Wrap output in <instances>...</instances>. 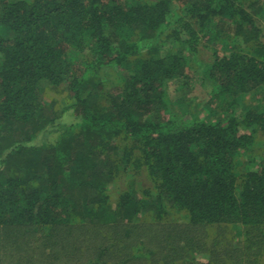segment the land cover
Returning a JSON list of instances; mask_svg holds the SVG:
<instances>
[{
	"label": "trees",
	"instance_id": "trees-1",
	"mask_svg": "<svg viewBox=\"0 0 264 264\" xmlns=\"http://www.w3.org/2000/svg\"><path fill=\"white\" fill-rule=\"evenodd\" d=\"M260 5L0 0V264H173L209 227L228 246L192 264H264ZM204 41L212 118L168 93Z\"/></svg>",
	"mask_w": 264,
	"mask_h": 264
},
{
	"label": "rangeland",
	"instance_id": "rangeland-1",
	"mask_svg": "<svg viewBox=\"0 0 264 264\" xmlns=\"http://www.w3.org/2000/svg\"><path fill=\"white\" fill-rule=\"evenodd\" d=\"M11 1H18V0H11ZM257 25L261 26L264 28V5L257 6V9L253 10ZM216 47V43L209 44L207 42H203V44L200 47V55L197 59H190V66L194 69H192V72L196 74V77L194 80L191 82V86L178 91L177 85L178 84H171L169 86V96L173 102V106L177 108L178 106L180 109V114L181 112L189 111L190 110V103L193 104V106L196 105V108L193 113L197 114L200 118H212L211 114V102H210V85L205 84L202 85L200 83V78L202 75V65L210 62L212 60L213 56V49ZM220 50V49H219ZM221 52V51H220ZM206 63H203V62ZM78 64V63H77ZM80 66V64H78ZM190 72V71H189ZM194 86V87H193ZM52 95L56 96L57 98H62L60 93L58 92H52ZM192 100L195 102L193 103ZM172 106V107H173ZM174 109V108H173ZM210 109V111H209ZM78 121L77 117L72 114V112L67 113L61 120V123L64 125H70L74 124ZM57 129L54 130V132H47L39 136V138L35 141L36 144H42L46 141H52L57 137ZM139 181V185L143 186H148L150 185L149 182L146 179H142L141 176L137 177ZM119 186V185H118ZM175 222H177V228H173V233L177 234L179 233V228L178 226L186 223L185 219H182L180 217L175 218ZM179 231H178V230ZM189 232L188 230H186ZM217 230L215 228H207V230H202L197 236L196 240L193 243L197 248V252H195L194 247L189 249V252L187 256L184 258L182 262H175L173 264H192V261H198L199 263H206L208 257L211 255V251L213 248H216L214 246L217 245H223L224 248L229 242V238L232 235H224L221 233H217ZM237 229L233 230V233H235ZM238 236V235H235ZM185 238H188V235L185 236ZM171 241L172 244L170 245L175 252L179 251L178 248V238L173 235L171 236ZM185 241V240H184ZM157 243H163L161 238H157L154 240V244L156 245ZM78 248V247H77ZM77 248L74 250V255L79 254L77 257L74 258H84L86 253H88V256H90V251H87L85 248H82L80 246V250L77 251ZM168 255V253H167ZM166 255V256H167ZM165 258V257H163ZM170 258V257H169ZM61 259H57V262H59ZM170 260V259H169ZM61 262V261H60Z\"/></svg>",
	"mask_w": 264,
	"mask_h": 264
}]
</instances>
